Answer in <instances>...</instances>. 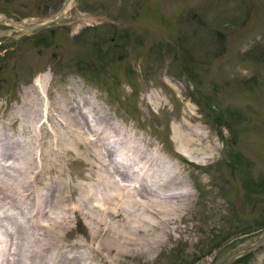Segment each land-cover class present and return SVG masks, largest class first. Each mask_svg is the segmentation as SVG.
Here are the masks:
<instances>
[{
	"label": "rangeland",
	"instance_id": "rangeland-1",
	"mask_svg": "<svg viewBox=\"0 0 264 264\" xmlns=\"http://www.w3.org/2000/svg\"><path fill=\"white\" fill-rule=\"evenodd\" d=\"M65 1L0 0V31L10 32L0 36V185L29 171L30 194L23 198L32 199L30 206L42 197L49 214L61 191L62 209L76 202L72 184L86 183L92 172L56 146L69 129L57 102L76 116L93 107L132 132L144 151L158 149L175 162L191 194L159 225L171 234L161 246H130L110 255L113 264H264V0H76L56 25L27 35L15 29L49 21ZM41 104L50 111L45 125L23 129L12 118L14 107L39 106L41 113ZM178 125L190 139L198 136L194 148L179 147ZM58 156L64 177L55 169ZM62 178L68 185L58 187ZM6 192L0 191V212H18L21 204ZM72 215H61L69 225L60 250L69 254L57 264L69 257L70 264H85L88 255L90 233ZM160 229L145 238L164 239Z\"/></svg>",
	"mask_w": 264,
	"mask_h": 264
},
{
	"label": "bare ground",
	"instance_id": "bare-ground-1",
	"mask_svg": "<svg viewBox=\"0 0 264 264\" xmlns=\"http://www.w3.org/2000/svg\"><path fill=\"white\" fill-rule=\"evenodd\" d=\"M69 6L70 5L66 7V10ZM18 29L19 28L16 30ZM39 86L40 85L38 83V87ZM31 88H33V86ZM37 90H35V100L39 99L40 92ZM43 90L41 88V91ZM42 99V96H40V101H42ZM24 100L25 99H23V101ZM40 101H38V103ZM84 103L86 102L84 101ZM57 104H59V112L63 114L69 122H67V124L64 122L68 125L67 127L69 129L67 128V130L66 127H64L67 132L60 134L61 136L56 132L58 137L60 136L59 138L57 137L59 141L56 139V146L59 147L60 145L63 148L64 153H70L77 159L81 158L83 163L90 166L89 168L91 169L92 177H86L90 174L88 173L84 176V178L88 181L91 179V182L88 183L87 181L86 183H80L78 186L72 184L73 186L71 187L73 189L78 187V200L75 202L76 199L72 198V200H70L71 204L68 203L67 206L69 207L65 209H62V206H64L62 203L66 204L65 202H62V200L65 201L62 197L64 196L62 191L60 194L53 196V202L51 201L50 209L51 213L47 214V212L43 211L44 207L42 208V197H40V200H37L36 203L33 201L34 204L31 206L30 204H32V199L30 197H28V199L23 198L24 195L30 194V182L32 181L29 182V175H31L28 174L29 171H27V173L26 171L23 173L18 171V177L20 178L8 176V179L2 183L3 185H0V191H7L5 193L6 197L11 200H13L12 198L14 197L13 202L20 203L21 205L17 204L20 206L18 212L10 209L9 211L0 212V264H57L59 262V255L65 251L60 250L62 244V241L59 242L60 237L62 236L61 232L64 228L68 227L67 225H69L67 223L69 217L67 218L61 215H68L69 213L73 214L72 216L77 222H80V220L81 222H84L85 226H87L86 228L88 232L90 233V241L86 244L88 255L84 258L85 264H113L110 255L114 253V255L116 254L120 256L127 249H130V246H133L137 251L154 248L155 246L153 247L152 244L161 246L165 238L170 237L171 234L170 231H162L159 228V225L166 224V222L168 223V219L166 217H168L170 213H179L182 210L185 201L191 195L184 181L185 178L184 180L182 178L183 173L179 169L178 165L159 153V151H157L158 149L155 151H149L148 149L147 151H144L140 140L133 135L132 132L126 130L125 128L115 126L117 124L110 123L108 119L102 115L100 116L99 113L97 114L93 107L90 110L87 109V112L79 111L77 113L79 115L76 116L74 114H70V112L65 109L66 106L64 105V101L61 103V100L59 99ZM47 105H40L43 106L44 110L41 111V113L40 110H35V108L37 109L39 106L21 105L19 107H14V109H12V118L17 117L21 121L19 123L23 124V129L26 128L25 125H32L36 127L37 122L45 125L46 120L50 116L48 115L50 111L49 106ZM77 108L80 109L79 105ZM58 116H60V114ZM179 125L177 130L174 128L176 141L180 142L179 147L187 149V147L193 146L194 148L195 143L200 139H198V136L194 134L192 135V139H190L185 131L186 129L182 128V125ZM32 126L30 127L31 129ZM61 129H63V127ZM190 133L192 132L190 131ZM0 148V150H2L3 146L1 147L0 145ZM44 149L45 148H43V150ZM183 149L179 150L184 152L185 150ZM60 151L62 150L60 149ZM1 156L2 153L0 151V157ZM62 157L63 154H61V160ZM58 161H60V157L55 162V169L61 177H64L65 164L61 162L60 165ZM43 166L47 167L46 165ZM48 166H50V164ZM49 168L50 167H48V169ZM59 175L57 176L58 179L60 178ZM42 181H44V179H42ZM64 185L67 186L68 184L65 181V178H62L58 187H63ZM22 186L25 191L21 188ZM9 203H12V201ZM82 209H86L87 212L83 213V211H81ZM80 211L84 216L79 214ZM85 222L88 224L86 225ZM63 223L65 225H63ZM159 229L162 231L161 235L162 233L165 235L164 239L163 236L154 237V235V238H145L147 237L148 230L158 231ZM100 234L102 236H106V238L98 241L96 239L97 236H100ZM56 236L59 237L56 238ZM54 239L58 240L55 242L53 241ZM138 253L140 254V252ZM67 254L69 253L65 252L61 255V257H64ZM97 254H99L100 257H97ZM136 254L137 253L134 255ZM115 257L116 256H114V258ZM71 260H73V257L66 258L63 264H70Z\"/></svg>",
	"mask_w": 264,
	"mask_h": 264
},
{
	"label": "water",
	"instance_id": "water-1",
	"mask_svg": "<svg viewBox=\"0 0 264 264\" xmlns=\"http://www.w3.org/2000/svg\"><path fill=\"white\" fill-rule=\"evenodd\" d=\"M75 1L76 0H66L65 3L60 8V10L56 13V15L53 16L49 21H45L42 24L30 27V28L17 27V28H19L18 29L19 30V35H27L30 32H32L33 30L43 29V28H47V27H49L51 25L58 24L61 21V19L64 17V15H65L66 7L68 5H70V3L75 2ZM17 28H15V29H17ZM7 33H8L7 31H0V36H5V35H7Z\"/></svg>",
	"mask_w": 264,
	"mask_h": 264
}]
</instances>
